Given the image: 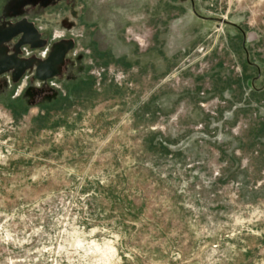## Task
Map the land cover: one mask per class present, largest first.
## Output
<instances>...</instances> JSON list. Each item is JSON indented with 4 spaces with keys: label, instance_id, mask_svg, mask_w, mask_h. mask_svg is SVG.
<instances>
[{
    "label": "rangeland",
    "instance_id": "1",
    "mask_svg": "<svg viewBox=\"0 0 264 264\" xmlns=\"http://www.w3.org/2000/svg\"><path fill=\"white\" fill-rule=\"evenodd\" d=\"M0 264H264V0H0Z\"/></svg>",
    "mask_w": 264,
    "mask_h": 264
}]
</instances>
